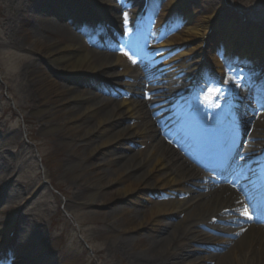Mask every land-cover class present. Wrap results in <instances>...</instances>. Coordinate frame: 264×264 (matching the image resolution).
<instances>
[{
    "label": "bare ground",
    "instance_id": "1",
    "mask_svg": "<svg viewBox=\"0 0 264 264\" xmlns=\"http://www.w3.org/2000/svg\"><path fill=\"white\" fill-rule=\"evenodd\" d=\"M63 1L69 5L75 3L72 23L79 31H83V22L86 26L99 22L101 29L109 25L113 32L119 33L116 53H109L110 41L85 50L80 48L75 35L67 36L66 44L61 46L44 40L42 36L61 31L63 25L57 21L64 15L60 12L53 18L44 17L46 26L38 31L23 30L24 41L13 43L40 54L56 69L53 76L31 62L24 73L31 81L30 92L35 93L34 111L45 113L40 121L43 127L58 131L62 141L73 144L64 168L77 167L75 178L84 187L73 200L106 204L141 197L145 201L144 207L137 211L128 206L112 209L113 221L106 222V227L101 229L105 234L123 236L116 242L119 264H264V223H251L257 216L249 219L244 215L246 210L249 215L255 209L264 211V200L256 199L261 187L259 179L264 174V101L259 107L249 109L247 120L230 141L238 144L245 136L246 143L237 160H229L237 169L240 160H246L241 169L243 176L234 178L231 174L230 177V182L235 179L233 184L245 196L244 202L230 186L217 185L209 174L186 165L165 143L167 138L177 144L198 141L238 106L234 98L241 87H247L248 78L237 70L222 74L223 68L241 62L247 69L261 74L264 82V51L260 49L264 47V29L223 23L218 6L213 7L208 1L203 7H190L185 0H166L155 17L152 16L156 8L154 0H150L142 17L138 15L141 9V6L137 8L138 0H115L108 7L91 8L84 16L80 3ZM39 5L38 0H28L25 12L38 11ZM126 7L133 10L135 18L123 30L109 16ZM211 37L217 46L210 51L207 47L202 50L201 46ZM208 54L216 73L215 85L209 84L197 93L195 88L201 82L209 76L214 78L206 62ZM143 70L147 71L140 72ZM60 76L67 82L64 86L59 83ZM176 77L179 80L173 81ZM75 78L89 83L91 92L79 89L73 82ZM110 81L119 87L117 94L104 92L115 97L113 102L89 100L99 85ZM168 81L179 82L178 93L172 89L160 92L153 87L155 82ZM180 93L185 95V100L178 97ZM166 96L173 104L169 108H154ZM102 107L105 109L101 110ZM204 113L214 119L204 122ZM119 122L125 125L113 130V125ZM98 131L103 134L89 145ZM142 137L147 140L142 153H109L118 145L138 142ZM18 139V132L7 134L9 141ZM24 151L23 147L15 156L21 158ZM100 152L106 153V157L92 163ZM9 166L1 156L0 170ZM106 166L110 167L108 173L102 169ZM135 171L138 172L131 176ZM248 179L251 181L247 182ZM111 185H118L115 195L106 194ZM0 193L3 202L6 199V207L20 201L22 196L18 187H7L4 191L0 188ZM175 216L182 218L174 223L166 221ZM6 222V218H0V229ZM37 226L17 220V240L25 237L27 242L34 243L43 238L41 246L50 245L46 243L50 236ZM141 231L146 234H136ZM8 234L0 240V248ZM46 261L78 264L74 256L64 251Z\"/></svg>",
    "mask_w": 264,
    "mask_h": 264
},
{
    "label": "rangeland",
    "instance_id": "2",
    "mask_svg": "<svg viewBox=\"0 0 264 264\" xmlns=\"http://www.w3.org/2000/svg\"><path fill=\"white\" fill-rule=\"evenodd\" d=\"M28 0H0V158L1 156L10 163L8 169L0 170V188L4 191L7 187L21 189L22 196L20 201H16L8 207L5 206V200L0 198V218H6L7 222L0 229V240L6 233L8 239L0 248L4 264H44L50 256H55L64 251L74 256L78 264H119L117 243L123 238L120 233L105 234L102 228L106 227V222L113 221L112 209L128 206L137 211L144 207L145 201L140 198L136 200H112L106 204H84L73 200V197L83 186L75 178L77 167L65 170V159L70 154L72 143H67L59 138L58 131L43 127L40 122L44 112L34 111L35 93L32 89L30 79L25 75V67L31 62H35L43 69L48 70L51 75L57 74L56 69L47 63L40 54L31 51L29 48H21L13 42H22L25 39V29L38 31L46 26L44 17L53 18L58 12L64 15L58 20L63 26L60 32L52 33L47 37L42 36L44 40L52 45L61 46L66 44L67 36L75 35L80 42V48L91 50L93 45L102 44L110 41L112 48L110 54L116 53V45L120 40L119 33L113 32L109 25L101 29L99 22L89 26L81 23L83 31H76L72 27V14L75 3L69 5L63 0H38L40 2L38 11L25 12ZM80 3L81 15L91 11V8L105 5L108 7L115 0H74ZM156 8L153 17L157 16L158 9L166 0H154ZM190 7H203L208 1L213 7L219 8L222 22H229L236 27L239 25L254 26L258 29H264V0H185ZM141 0L137 2V8ZM98 4V5H96ZM131 8L120 9L113 13L109 18H113L118 27L125 30L133 24L134 12ZM25 12V14H24ZM112 13V12H111ZM128 16V23L125 24L124 15ZM207 16V14H204ZM88 27V28H87ZM106 30V31H104ZM128 30V29H127ZM87 31V32H86ZM104 32V33H103ZM112 36H110V34ZM109 38H107V36ZM197 42V41H196ZM207 51L214 49L217 44L211 37L207 41ZM206 62L213 74L210 55L206 57ZM240 72V68H236ZM143 70L140 72H146ZM226 71V70H225ZM215 74V73H214ZM60 85L64 86L67 82L62 76L58 78ZM73 82L79 89L90 91L89 83L83 79ZM176 77L173 81H178ZM216 78H207L195 88L197 93L203 92L208 85H215ZM181 83H184L180 81ZM157 83V82H155ZM177 82L171 81L159 82L153 87L157 91H166L170 89H179ZM116 83L114 81L106 82L97 87L94 96L89 100L101 99L113 102L115 97L112 94H105L110 91L117 94ZM185 89V88H183ZM107 93V92H106ZM180 97L182 94L180 93ZM186 99V97H185ZM169 97L162 99L155 105L157 108L170 106ZM105 108L102 107L101 110ZM244 111V110H243ZM246 112H244V115ZM244 118V117H243ZM246 119V118H245ZM123 122V121H122ZM122 122L114 124L112 129L118 125H125ZM90 124V123H88ZM112 130V131H113ZM13 132L19 133L18 141L7 140V134ZM103 134L98 131L94 139L89 141L93 144ZM146 137L140 138L138 142L131 144L125 143V146L118 145L112 148L109 153L117 155L118 153H136L144 151ZM25 148L21 158L15 155ZM183 149V147H182ZM180 157L182 151H178ZM106 153L100 152L92 163L102 161ZM237 160V159H236ZM239 169L246 165V160H240ZM117 165V164H112ZM110 167H102L107 173ZM138 171L132 173L134 176ZM44 173L47 174L45 178ZM231 172L221 176H212L216 179L217 185H230ZM118 185H111L106 194L116 193ZM232 187V186H231ZM238 194V193H237ZM1 196V193H0ZM4 210L3 212H1ZM181 216L168 218L166 221L174 223L181 220ZM13 220L12 223H10ZM26 221L38 225L39 230H43L50 236L45 248L41 246L43 238L37 242H27L25 237L17 240L18 230H15V223ZM14 224V225H12ZM144 235L142 231L136 233ZM117 242V243H116ZM52 243V244H51ZM14 252V253H13ZM54 259V258H53ZM54 261V260H53ZM53 261H49L50 264Z\"/></svg>",
    "mask_w": 264,
    "mask_h": 264
},
{
    "label": "snow or ice",
    "instance_id": "3",
    "mask_svg": "<svg viewBox=\"0 0 264 264\" xmlns=\"http://www.w3.org/2000/svg\"><path fill=\"white\" fill-rule=\"evenodd\" d=\"M124 21H125V24L128 23V16L127 14L124 15ZM129 48H130V43H129ZM131 50V49H130ZM125 55H129L128 52H125L124 53ZM131 58V57H130ZM135 63V61H133ZM216 107H220L219 106H216ZM214 119L213 116H210L208 115L207 113H204L203 114V120L204 122H209V121H212ZM222 167H224L226 170L230 171L231 174L234 176V178H240L243 176V172L235 167H232L229 163V157L225 158L223 161H222V164H221ZM233 183H235V179L233 180ZM246 217H248L249 219H251V216L249 215L248 211L246 210L245 211V214H244Z\"/></svg>",
    "mask_w": 264,
    "mask_h": 264
}]
</instances>
